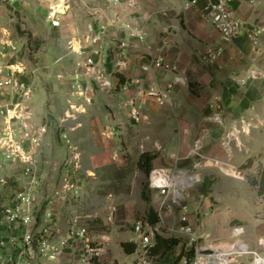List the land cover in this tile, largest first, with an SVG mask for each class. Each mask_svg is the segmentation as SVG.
I'll use <instances>...</instances> for the list:
<instances>
[{"label":"crops","instance_id":"1","mask_svg":"<svg viewBox=\"0 0 264 264\" xmlns=\"http://www.w3.org/2000/svg\"><path fill=\"white\" fill-rule=\"evenodd\" d=\"M25 3L24 27L28 31L21 36L10 26L14 17L8 11L0 16V55L6 50L13 56V62L15 56L25 64L24 79L33 85L26 101L31 121L35 127L45 125L47 132L40 139L39 154L34 155L35 167L29 173L22 164L11 163L0 154V195L4 198L0 203L3 207L0 253L9 256L23 251L22 237L28 227L20 223L10 227L1 221L5 219L6 208L19 204L12 195L32 176L44 182L38 190L40 198L45 191L58 189L52 179L63 175L102 177L105 169H116L114 154H119V164H125L123 144L133 149L138 160L144 154L150 155L152 170L190 171L198 163L196 172L200 177L217 178V172L222 171L232 178L246 180L241 176L245 171L238 175V168L249 157L264 151V0L254 4L249 0L234 2L238 17L249 28L247 31L259 32L255 41L246 32L224 39L197 10H185L184 0H25ZM52 9H56L60 20L58 27L49 19ZM126 24L142 26L146 39L131 37L129 30L123 28ZM98 35L100 40L94 42ZM32 38L38 39L35 44H29ZM11 42L19 44L22 58L19 51H10ZM210 49L217 53L214 59L208 56ZM161 56L165 66L157 67L155 58ZM89 58L99 73L92 72V67L78 66ZM2 61L0 58V64ZM4 74L0 78L4 79ZM190 82L202 86L199 96L190 89ZM3 88L0 83V89ZM152 90L166 92L172 105L161 106L149 94ZM14 100L16 97L10 93L0 96V104ZM134 109L141 114L139 123L132 122ZM2 122L0 115V128ZM247 123L251 124L250 133L238 134ZM64 135L70 137V145L78 151L82 170L65 162ZM237 157L240 162L234 164ZM213 185L207 196L200 193L203 198L214 197ZM151 194V206L158 211L161 198L157 193ZM214 201L201 206L197 200L194 211L210 209L215 213L219 201L215 198ZM71 202L67 194H62L44 204L42 214L35 215L41 204L34 207L31 227L53 230L55 241L69 238L73 212L78 209ZM116 205L119 213L112 228L88 234L101 252V257L90 264L139 263L142 254L138 247L134 253H126L122 246L123 242L136 244L135 203ZM169 209L159 216L171 224L180 212L176 207ZM233 222L242 228L252 225L244 213L240 212L238 217L231 215L228 233L224 234L227 238L232 234ZM256 224L245 240L246 247L253 249L249 253L253 257L262 255L256 240L264 239V218ZM197 232L207 238L218 237L215 227L198 228ZM184 240L182 246L189 250L193 241L187 236ZM83 246L81 239L70 238L68 246L49 264H86L82 262ZM181 252L176 248L162 257H152L151 264H188L187 256ZM196 258L197 255L192 264ZM213 259L218 264L222 261L218 256ZM233 262L231 255L226 264Z\"/></svg>","mask_w":264,"mask_h":264},{"label":"rangeland","instance_id":"2","mask_svg":"<svg viewBox=\"0 0 264 264\" xmlns=\"http://www.w3.org/2000/svg\"><path fill=\"white\" fill-rule=\"evenodd\" d=\"M25 6H26L25 0H0V16L1 14L5 15L6 12L8 11L9 14L12 17H14V21L10 22L9 24L10 26H12L13 30L15 31L14 33L19 34L20 36L21 34H24L28 31L24 27V24L26 23L25 20L26 14L24 12L26 10ZM37 40H34L32 38L29 41V44L30 42H32V44H35ZM20 51L18 53L19 55H20ZM20 57L21 55L19 56V58ZM14 58H15L14 63L18 62L17 61L18 58H16L15 56ZM8 59L9 58H4L0 64V68H3V73H6L4 74L6 75V77L8 71L7 65L8 64L11 65L13 63L12 61L13 59L11 60ZM29 85L31 86V89H33L32 83H29ZM9 93L11 94V89L7 87L0 89V96L6 97L7 95H9ZM8 102L9 101H5L4 103H1L0 107L2 104ZM67 117H73V115L70 116L68 115ZM132 122L135 121L133 120ZM106 132L108 134L107 129ZM62 138L65 141L63 142V144L67 151L65 162L66 161L70 162V165L72 167H76L78 171L82 170V163L79 162L80 158L77 153L78 151L75 150V148L72 147L69 143H67L70 140L69 139L70 137H68V135H64ZM38 145L37 146L32 145V147H30L29 149V152L33 158H35L34 155L36 153L39 154L37 147L39 148L40 145L39 146ZM122 149H123L122 155H124V158H126L125 164L123 163L119 164L117 159L119 154H114L113 158L116 159L114 160L115 161L114 165H116V169L115 170L113 169L111 171L108 170L109 168L105 169L106 174L102 173L103 175L102 177L101 176L97 177L94 174L90 176H85L83 178L82 177L72 178L70 176L63 175L61 177H58L57 179H52V181L55 184H58L59 187L58 189L45 191L41 198L39 192L37 191L36 201L32 205L33 207H31L30 209L33 218H34V212L32 209L34 207L41 204L42 206H40L41 208L38 210L39 212L35 215L42 214L44 204L53 201L54 198L56 199L58 196L62 194L64 195L67 194L69 199L72 201L71 203L78 206L77 211L73 212L74 215L73 213L71 214V216L72 215L74 216L73 217L74 219H78L76 223L77 225L75 226L76 228H78V230L81 227H85L89 231V233L92 230L98 232L109 231L115 222V219L113 221L110 220L111 211L113 207L116 208V210L114 211L115 213L114 218H116L117 214L119 213L116 204L117 203L122 204L128 201L135 203L136 220L147 221L148 212L152 207L151 205L153 204V196L148 187L149 175L150 172L152 171V168H150L149 173L142 170L138 166L139 165L138 156L134 155L135 152L133 151V149L129 150V147L125 146V144L122 145ZM136 154H138V152ZM255 156H257L255 159V163L250 168L245 170L241 169L240 167L238 168V173H239L238 175H240L241 172L245 171V174H242L241 176H244L246 180L242 179L241 177L232 178L230 176H227L224 172L218 171L216 183L212 187V195L214 197H208V199H206V197L203 198V196L200 194V187L204 181V177H201V180L196 182L194 187L191 188L188 192L191 196V197H187V203L189 205L188 213H187L188 222L182 223L181 221L182 211H180L179 209L180 214L177 220L172 219L171 224H169L165 220L160 219V223L159 224L157 223L159 227V231L155 229V237L156 235H160L164 238L177 239L179 241V244L175 246L172 250L176 248H180L182 251L181 253H184L186 251H190L191 249H195V255L197 254L198 249L202 251L208 248L214 250L218 248H230V247L237 248V251L232 253V259L234 261L233 262L234 264H253V263L256 264L255 261L256 258H260V259L264 258V243H263L264 239L256 240L259 243L258 252L262 253L261 256L255 255L253 257L252 254H249V253H253V249L248 247L246 252H243L242 250L243 246H246L245 240L247 239V237H249L252 234L251 229L253 230V228H256L257 221H261V219L264 218L263 200L257 195L256 189L249 186V184L247 183L248 176L255 175L258 171V168L264 166V151ZM8 161L11 160L8 159ZM238 162L240 161L238 160L237 157L233 161V163L236 164ZM11 163L13 162L11 161ZM34 165H31L30 168L28 166L30 171L33 169V167H35ZM23 166L27 170V166L26 165ZM196 171H198V168L194 169L192 165L191 170L188 172L197 173ZM42 183L44 184L42 180H39L40 186L42 185ZM143 193L145 194L144 196ZM12 196L17 197V194L15 193ZM214 198L219 201L217 206V211L215 213H213L212 210L210 209H206L201 212L199 210H197V212L196 210L194 211V208L197 204V200L200 202V205L202 206L205 202H207L208 205L215 203ZM2 202H4V198L0 195V203ZM2 209L3 207L0 205V214ZM167 209L170 210L169 208ZM240 212L244 213L245 217L250 221V223H252V225L242 228V226L239 223L235 224L233 222V224H231L232 234L230 235V237L227 238V236H225L224 234L228 233V229L230 226L228 223V219L231 215H233V217H238ZM175 213L176 212H174V216ZM253 215L257 219H253L252 217ZM48 216H51V214H48ZM102 217H105V220H103ZM174 220H176V222H174ZM175 223L177 224L175 225ZM173 224L174 226H172ZM183 225L192 226L193 234L192 232L191 233L183 232L181 230ZM71 226H73V224H71ZM214 227L216 228V232L218 233L217 236L219 238L218 237L207 238L206 236L201 235L197 232L198 228H203L204 230H210V229L214 230ZM238 228H241L242 230L241 233L235 232V230ZM49 230L52 233V238H54L55 234L53 233V230L51 229ZM33 231L40 233L43 230L42 229L39 230L34 226ZM70 233H72V227H69V231L67 234ZM194 235L197 238L195 241L192 240L193 246L189 248V250L188 249L186 250L185 246H182V243H184V241L186 240V239L184 240V237L187 236L189 237V239L190 238L192 239ZM92 243L94 246H97V242H92ZM224 250L225 249H219V251H224ZM171 251H169L168 253H170ZM159 258L161 257H156L155 259L158 260Z\"/></svg>","mask_w":264,"mask_h":264},{"label":"built area","instance_id":"3","mask_svg":"<svg viewBox=\"0 0 264 264\" xmlns=\"http://www.w3.org/2000/svg\"><path fill=\"white\" fill-rule=\"evenodd\" d=\"M249 1L252 4L257 2V0ZM234 2L235 0H184V9L197 10L226 40L233 39L246 32L248 38L255 41L259 32L253 30L247 31L249 28L238 17ZM49 19L55 27L60 26V20L56 17V9H52L49 14ZM123 28L129 30L131 37L138 38L142 41L147 37V33L142 26L134 27L126 24ZM102 32H104V28ZM100 38L101 36L98 35L93 38V41L98 42ZM8 46L11 52L19 51L18 43L11 42L10 44L8 43ZM216 55L217 53L213 49L208 51L210 59H214ZM0 56L1 59L9 58L8 60H11L13 57L6 50ZM93 64L94 61L89 58L85 62L79 63L78 66L85 65L93 69ZM155 65L157 67H164V57L155 58ZM7 69V77L0 79V83L2 86L11 89V94L16 97V100L2 104L0 107V115L3 118L2 127L0 128V154H3L12 162L26 165L29 173V168L35 164L29 149L32 145L37 146L40 143V139L46 134L47 128L46 126L35 127L32 124L31 114L26 105V101H28L32 94V89L24 79L26 73L25 64L22 61L13 62L11 65H7ZM92 72L99 73L97 69H93ZM3 74V68H0V76ZM149 94L156 97L161 106L172 105L166 92L152 90ZM131 115L135 122L139 123L141 121V114L137 110L134 109ZM250 126V123L243 125L237 133L249 134ZM233 137L237 139L236 136L233 135ZM67 143L70 144V141ZM199 166L200 164L198 163L193 164L194 169H197ZM200 180L201 177L197 173H189L184 170L170 172L166 168L153 169L149 175L148 187L152 193H157L161 198L158 212L160 213L166 208L176 207L182 211V223L188 222V205L186 203L187 197L189 196L188 192ZM39 187V179L32 176L17 193L19 200L18 206L5 209V222L1 221V223H5L10 227L14 223H20V225L26 226L28 229L22 237L23 251L17 255L13 254L9 256L0 253V264H32L37 260L40 261V264H49L58 258L64 247L68 246L70 238L72 240L81 239L84 242L82 262L90 264L95 259L100 258L101 252L98 246H94L92 243L94 241L88 238L89 231L85 227H81L79 230L75 227L78 219H73L71 222L73 224L71 226L72 233L69 234V238L67 239L55 241L49 229L43 230L40 233L33 231L31 225L34 223V218L30 209L36 201V193ZM115 210L116 208L113 207L110 217L112 221L115 219ZM155 229L156 226H152L147 221H137L133 225V230L136 233L135 242L138 250L142 254L138 264H151L153 257L151 251L156 243L154 240ZM181 230L185 233H191L193 228L190 225H183ZM235 232L241 233L242 230L238 228ZM196 238L194 235L192 240L195 241ZM200 251L198 249L194 264H207L208 261H215L209 256L201 255ZM259 259L256 258V263Z\"/></svg>","mask_w":264,"mask_h":264},{"label":"trees","instance_id":"4","mask_svg":"<svg viewBox=\"0 0 264 264\" xmlns=\"http://www.w3.org/2000/svg\"><path fill=\"white\" fill-rule=\"evenodd\" d=\"M190 89L192 92L199 96L200 90L202 86L198 84L197 82H190ZM257 156L253 155L249 157L244 164L240 166L241 169L245 170L250 168L254 163ZM152 160V157L148 154L142 155V157L139 160V168L149 173L151 164H149ZM216 182V178L211 177H205L203 184L200 187V193L204 195H208L211 186ZM248 183L251 187L255 188L257 191V195L263 200L264 202V166L258 168V171L255 175L248 176ZM145 194L143 193V196ZM160 221L159 213L156 211L153 207L150 208L148 212V218L147 222L151 224L152 226H156L157 223ZM155 246L152 248L151 255L153 257L155 256H164L168 254L169 251H171L175 246L179 244V241L177 239L173 238H164L160 235H156L155 237ZM122 246L126 253H134L137 249V245L132 242H123ZM184 254L188 258V264H192L191 261L195 257V249H191L190 251L184 252Z\"/></svg>","mask_w":264,"mask_h":264},{"label":"bare ground","instance_id":"5","mask_svg":"<svg viewBox=\"0 0 264 264\" xmlns=\"http://www.w3.org/2000/svg\"><path fill=\"white\" fill-rule=\"evenodd\" d=\"M60 11H63V8L62 7L60 8ZM240 248H242V247H240ZM219 249H225V250L224 251H219ZM216 250H218L217 253H216V256L220 257V259L222 260L221 263L226 264L230 260V257L232 255V253H234L235 251H237V248H231V247L230 248H218ZM242 250H243V252H246L247 251V247L246 246H243V249ZM213 258L214 257H212V259ZM256 264H264V258L259 259Z\"/></svg>","mask_w":264,"mask_h":264},{"label":"water","instance_id":"6","mask_svg":"<svg viewBox=\"0 0 264 264\" xmlns=\"http://www.w3.org/2000/svg\"><path fill=\"white\" fill-rule=\"evenodd\" d=\"M217 251L218 250L208 248V249H204V250L200 251V254L206 255V256H209L210 258H212V257L216 256ZM207 264H217V263H215V261H208ZM219 264H223V263L220 262Z\"/></svg>","mask_w":264,"mask_h":264}]
</instances>
